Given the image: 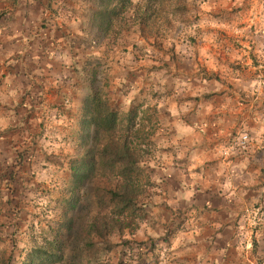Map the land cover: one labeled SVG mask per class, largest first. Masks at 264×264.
<instances>
[{
  "label": "crops",
  "instance_id": "crops-1",
  "mask_svg": "<svg viewBox=\"0 0 264 264\" xmlns=\"http://www.w3.org/2000/svg\"><path fill=\"white\" fill-rule=\"evenodd\" d=\"M20 1L4 2L11 14L0 21V73L4 70L0 81L13 78V44L19 46L16 58L32 54L26 43L33 36L35 22L27 17L13 25V2ZM34 1L42 6L46 0ZM69 2L80 20L59 31L57 37L61 51L71 48L79 55L74 62L76 69L66 81L72 90L64 97L78 108L82 106L83 111L78 115L71 110L62 114L81 125L93 91L102 89L118 111L122 107L119 99L130 97L132 84L127 81L132 76L114 71L130 69L124 64L128 63L127 56L124 58L121 52L126 30L113 22L115 8L125 3ZM201 2L200 22H170L173 27L169 25V30L161 22H141V27L151 26L150 33L155 29L158 32L155 46L149 54L141 55L145 60L152 58L146 63L138 55L143 61H133L134 65L138 62L136 73L165 77L163 83L157 80L153 85L157 98V130L153 137L160 149L156 166L159 186L166 189L163 199L154 197L161 204L156 202L158 209L153 208L159 222L153 235L164 237L166 231L173 232L168 237V249L177 255L176 264H264V243L258 239L264 234V0ZM132 23L140 26V22ZM161 28L170 34L168 59L163 58ZM141 30L144 32L143 27ZM136 31L139 38L140 27ZM16 34L25 36V43L18 41ZM114 36L120 56L107 53V44ZM32 70H25L31 85L38 76L43 77V71L37 75ZM165 93L169 100L162 96ZM65 98L59 99L55 107L59 108ZM76 98H82L83 105ZM243 132L251 141L246 150L235 152ZM78 146L77 155L80 141ZM5 162V158L0 160V182L4 186L8 177L1 174L9 165ZM192 250L200 254L194 259L182 258Z\"/></svg>",
  "mask_w": 264,
  "mask_h": 264
},
{
  "label": "rangeland",
  "instance_id": "rangeland-1",
  "mask_svg": "<svg viewBox=\"0 0 264 264\" xmlns=\"http://www.w3.org/2000/svg\"><path fill=\"white\" fill-rule=\"evenodd\" d=\"M23 1L26 2L22 3ZM4 2L5 0H0V21L11 14L4 7ZM201 3V0H159L154 4L152 0H133L126 10H121L122 5L114 10L113 22H118L119 26L126 30L121 38L124 48L121 52L124 58L127 56L128 63L124 64L130 67V69L125 68V71H120V69H114V71L119 75L127 76L129 74L130 77L132 76L131 80L127 81L132 84L130 97L119 99V103L122 104L119 112L124 116L133 110L138 115L136 120L138 125L130 136L135 140L133 149L137 150L142 163L138 179L132 188L137 193L138 208L147 206L148 215L143 221L139 222L140 219H138L134 222L138 226L136 225V229L132 232L129 229H126L122 234L117 230L112 234L104 232L105 240L117 246L112 249H108L106 245L100 248L99 258L95 261L96 263L92 264H137L136 254L130 250L124 257L121 256L123 248L120 244L129 239L138 242L149 241V239L159 240V237L153 235V231L159 223L155 219L156 211L153 208L158 209V204L161 203L155 198L157 196L163 199L166 189L159 186L161 181L158 179L159 173L156 166L160 149L155 145L153 137L157 130L154 113V104L157 98L153 92V85L157 84V80H162L163 83L165 77L160 79L158 73L148 75L149 72H145V76L143 72H141L142 76L136 73L135 65L138 64V60H141L138 55L142 57L141 55L149 54L148 52L155 46L154 40L157 38L158 32V29H155L156 34L150 33L151 26L146 25L142 26L143 32L141 22H161L167 26L168 30L172 26L170 22H182L183 24L200 22ZM23 7L27 8L23 9ZM27 17L30 22H35L32 29L34 38L29 36L30 39L26 43L32 54H22L21 59L16 58L19 46L13 44V59L11 61L13 78L0 81V160L5 158L6 165L12 166L11 161L23 147L30 146L31 148L27 152L20 177L13 185V193L5 188L3 182H0V264H25L31 249L35 246L51 250V247L47 246V240H51L53 236L49 233L52 228L54 229L53 234L60 232L62 229L60 223L66 219L62 206L57 202L58 197H65L67 194L65 185L67 173L64 172L62 166L68 167L69 161L78 158V132L82 130V126L75 121L76 119L62 114L64 111L66 113L71 110L72 114L74 112L78 115L83 111L81 110L82 106L78 108L69 98L64 97L72 90V87L67 86L66 81L76 69L74 62L78 60L79 54L76 53L77 50L74 51L71 48L66 50L67 53L61 51L62 44L57 37L59 31L67 30L70 24L80 20L78 14L71 7L69 0H46L42 6L34 0L13 2V25L15 22H24L23 18L26 20ZM132 22H140V26H136ZM137 27H140L142 37L138 38ZM168 30L161 28L164 59H168L166 54V50L169 48L170 34L167 33ZM13 32L18 33L15 27H13ZM19 36L15 35L18 41L25 43V36L21 38ZM116 40L117 38L114 36L107 44V53L111 55L116 53V56H120L119 47L115 44ZM70 41L69 43H71ZM142 58L144 59V57ZM151 58L147 57L144 61L147 63ZM136 60L138 62L134 65L133 61ZM31 69L36 74L43 71L42 79L38 76L37 80L33 81V85L28 83L31 82L28 77L25 78V70L31 71ZM3 72L4 70L1 69L0 75ZM127 82L125 80L123 85H128ZM120 89L122 90L123 86L120 85ZM165 95L166 93L162 96ZM61 98H65V100L60 102L59 108H56L55 103ZM81 99L77 100L76 98V101L83 105L84 100ZM164 99L169 100L168 95ZM132 101L134 102L133 106L130 104ZM31 112L32 114L29 115ZM144 118H149V120L145 121ZM117 185L119 182L113 177L94 179L95 189L93 188V190L103 191L102 193L96 191V197H101L99 198L100 204L98 203L100 207L94 205L88 214L90 219L101 218L102 221L108 219L110 222L115 217L113 204L109 197H106V200L102 197L107 190H115ZM45 192L52 193L47 196ZM8 198L12 200L13 210L7 202ZM156 202L158 204L155 205ZM143 212H145V208H143ZM15 214L19 215L18 226L13 223ZM125 221L129 222V220ZM167 233H170L169 237L173 235L170 230L166 231ZM258 239L264 243V234L259 235ZM168 248L169 243L168 246L165 243L159 244L156 250L150 253L148 264L178 263L177 255ZM198 254L200 253L192 250L189 255L182 258L194 259V256ZM261 261L264 262V260ZM84 264H88V262L84 261Z\"/></svg>",
  "mask_w": 264,
  "mask_h": 264
},
{
  "label": "trees",
  "instance_id": "trees-1",
  "mask_svg": "<svg viewBox=\"0 0 264 264\" xmlns=\"http://www.w3.org/2000/svg\"><path fill=\"white\" fill-rule=\"evenodd\" d=\"M127 1L124 0L122 11L130 5L126 3ZM158 1L152 0L154 4ZM137 117V112L133 110L122 116L111 105L110 99L105 96L102 89L92 92L86 103L81 123L82 130L78 132L81 151L78 158L69 161V166L64 169L67 173L65 181L67 194L65 197L57 198L66 219L60 223L62 228L60 232L53 234L52 228L49 233L53 236L51 240H47V246L51 247V250L35 246L31 249L25 264H84V261L88 264L96 263L101 254L100 248L105 245L108 249L117 246L105 240L104 232L112 234L117 230L122 234L126 229L132 232L136 229L135 226H138L134 222L138 219H140L139 222L146 219L147 206L138 208L137 193L132 188L138 179L142 163L137 150L133 149L135 140L130 136L138 125ZM30 149V146H27L23 147L21 152L18 150V155L12 162L13 165L8 166L1 174V177H8L5 188L12 193L13 185L20 177L23 163ZM108 177H113L119 182L115 190H107L102 197L105 200L109 197L115 217L110 222L108 219L103 221L101 218L90 219L88 214L94 205L100 207L98 203L100 204L101 197H96V191H101L100 193L103 191L93 190L95 189L94 179ZM51 193L45 192L47 196ZM7 202L13 210L11 198H8ZM140 211L142 212L139 213ZM13 223L18 226L19 215L15 214ZM132 234L135 236L134 233ZM168 234L170 233L162 238L159 237V240L149 239V241L141 242L124 240L120 244L123 248L121 256L124 257L130 250L136 254L137 264H148L150 253L154 252L159 244L165 243L168 246Z\"/></svg>",
  "mask_w": 264,
  "mask_h": 264
},
{
  "label": "built area",
  "instance_id": "built-area-1",
  "mask_svg": "<svg viewBox=\"0 0 264 264\" xmlns=\"http://www.w3.org/2000/svg\"><path fill=\"white\" fill-rule=\"evenodd\" d=\"M250 141H251V138H250L249 134L247 132L243 133L240 136L239 144H238L237 148H235L233 150H235V152H237V151L242 152V151L246 150Z\"/></svg>",
  "mask_w": 264,
  "mask_h": 264
}]
</instances>
